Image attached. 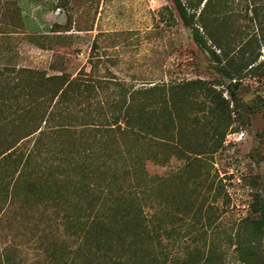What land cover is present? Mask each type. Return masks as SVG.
Masks as SVG:
<instances>
[{
  "label": "rangeland",
  "instance_id": "374dc122",
  "mask_svg": "<svg viewBox=\"0 0 264 264\" xmlns=\"http://www.w3.org/2000/svg\"><path fill=\"white\" fill-rule=\"evenodd\" d=\"M21 68L45 76L84 73L91 87L81 105L96 123L101 116L108 120L109 101L119 92L114 83L124 85L128 97L132 90L163 82L168 98L170 84L212 81L213 92L228 101L230 118L201 89H183L174 134L165 133L164 146L149 136L148 148L165 160H149L145 168L152 177L171 179L179 173L184 194L192 189L202 204L199 217L177 212L183 213L181 228L188 224L192 233L201 232L223 250V264H241L232 235L243 229L242 218L255 215L249 208L253 195L264 197V108L249 109L263 90L256 79L244 76L236 91L239 100L232 105L225 88L229 80L215 72L206 52L191 39L173 0H0V264H48V253L66 238L55 208L25 188L37 179V162L19 167L24 155L15 150L28 149L36 134L14 141L37 123L53 127L68 122H59L56 105L41 101L39 91L27 94ZM97 103L100 112L94 110ZM219 115L225 126L216 133L207 121ZM12 144L16 148L4 158V148ZM195 219L200 223L189 227Z\"/></svg>",
  "mask_w": 264,
  "mask_h": 264
},
{
  "label": "trees",
  "instance_id": "16d2710c",
  "mask_svg": "<svg viewBox=\"0 0 264 264\" xmlns=\"http://www.w3.org/2000/svg\"><path fill=\"white\" fill-rule=\"evenodd\" d=\"M173 2L191 39L206 52L215 72L229 80L225 88L232 105L239 100L236 91L241 78L247 76L256 79L263 90L251 101L250 111L264 108V0ZM20 71L27 75L22 79L27 94L39 91L41 101L46 98L56 105L54 116L59 122L64 118L68 122L53 127L37 123L14 141L15 144L36 134L28 149L15 150L24 155L19 167L37 162V179L27 182L25 188L55 208L66 236L48 253V264L224 263L223 250L211 240L206 241L204 234L192 233L188 224L187 229L181 228L180 214L199 217L202 204L193 198L192 189L184 194L180 174L171 179L152 177L145 168L149 160H165L164 155L159 157L161 153L148 148L149 136L157 138L152 141L156 146H164L165 133L174 134L183 89H201L214 99L217 109L226 108L230 118L228 101L220 92H213L212 81L195 79L170 84L167 87L173 90L168 98L163 94V82L132 90L128 97L125 86L114 83L119 92L115 100L109 101L112 105L108 120L101 116L96 123L81 105L85 91L91 87L84 73L45 76L40 70ZM70 104L76 110L68 112ZM95 106V112L103 109L98 103ZM219 116L207 121L216 133L225 126L220 124ZM61 133L66 136L60 137ZM14 144L4 148V158L16 148ZM41 154L43 157H39ZM50 161L51 168L47 167ZM249 208L255 215L241 219L243 229L232 235V250L241 264H264V197L255 193ZM179 210L183 213H177ZM198 222L191 221L189 227ZM184 239L187 241L181 243Z\"/></svg>",
  "mask_w": 264,
  "mask_h": 264
}]
</instances>
